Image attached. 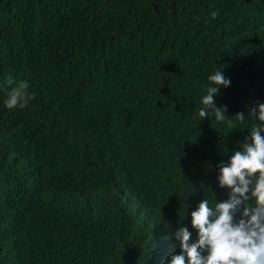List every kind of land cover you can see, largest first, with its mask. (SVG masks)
Returning a JSON list of instances; mask_svg holds the SVG:
<instances>
[{
  "label": "trees",
  "instance_id": "1",
  "mask_svg": "<svg viewBox=\"0 0 264 264\" xmlns=\"http://www.w3.org/2000/svg\"><path fill=\"white\" fill-rule=\"evenodd\" d=\"M0 264H264V0H0Z\"/></svg>",
  "mask_w": 264,
  "mask_h": 264
}]
</instances>
